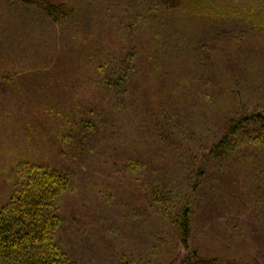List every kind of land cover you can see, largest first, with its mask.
I'll use <instances>...</instances> for the list:
<instances>
[{
	"label": "rangeland",
	"instance_id": "obj_1",
	"mask_svg": "<svg viewBox=\"0 0 264 264\" xmlns=\"http://www.w3.org/2000/svg\"><path fill=\"white\" fill-rule=\"evenodd\" d=\"M50 1L0 0V207L40 163L72 180L55 235L80 264H264V132L223 138L264 115L263 1Z\"/></svg>",
	"mask_w": 264,
	"mask_h": 264
},
{
	"label": "trees",
	"instance_id": "obj_2",
	"mask_svg": "<svg viewBox=\"0 0 264 264\" xmlns=\"http://www.w3.org/2000/svg\"><path fill=\"white\" fill-rule=\"evenodd\" d=\"M19 1L25 5L36 4L50 15L62 6L50 0ZM160 1L168 8L177 5V0ZM262 1L264 4V0ZM104 64H107L106 70L102 68L103 65L98 66L102 70L100 78L103 84L112 89L119 77V68L115 62L106 61ZM249 122H253L260 132H264V115L253 112L232 120L223 138L235 135ZM71 181L66 172L47 165L34 162L17 165L16 181L10 196L0 207V264H80L63 249L55 235L61 222L58 202L63 192L70 188ZM158 193L153 189L152 198L164 204L167 211L171 200ZM171 215L180 231L182 245L188 248L189 203H178L177 211ZM175 264H220V261L205 258L196 250H188Z\"/></svg>",
	"mask_w": 264,
	"mask_h": 264
}]
</instances>
